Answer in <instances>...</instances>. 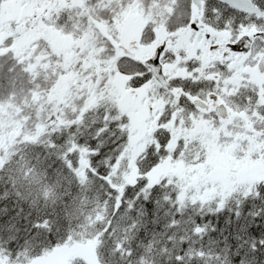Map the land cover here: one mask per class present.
Segmentation results:
<instances>
[{
    "label": "snow or ice",
    "instance_id": "snow-or-ice-1",
    "mask_svg": "<svg viewBox=\"0 0 264 264\" xmlns=\"http://www.w3.org/2000/svg\"><path fill=\"white\" fill-rule=\"evenodd\" d=\"M0 264H264V0H0Z\"/></svg>",
    "mask_w": 264,
    "mask_h": 264
}]
</instances>
